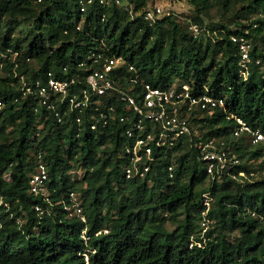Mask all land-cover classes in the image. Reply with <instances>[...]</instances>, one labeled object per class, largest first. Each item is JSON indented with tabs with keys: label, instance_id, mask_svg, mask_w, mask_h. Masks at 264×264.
Listing matches in <instances>:
<instances>
[{
	"label": "trees",
	"instance_id": "16d2710c",
	"mask_svg": "<svg viewBox=\"0 0 264 264\" xmlns=\"http://www.w3.org/2000/svg\"><path fill=\"white\" fill-rule=\"evenodd\" d=\"M127 1L132 13L115 0H0V264H264V143L233 135L236 117L264 132V0H188L190 20L213 33L205 36H194L174 12L144 20L153 0ZM215 6L223 18L206 21ZM237 33L252 41L247 79L230 38ZM91 50L125 56L153 86L179 82L194 95L223 97L225 108L189 117L202 138L238 154L236 176L212 180L193 141L181 137L157 154L147 176L128 178L121 122L92 130L84 116L79 133L76 111L61 106L59 122L38 98L23 96L13 76L18 63L32 77L64 76V66L83 77L77 64ZM128 87L139 94L140 85ZM38 152L50 202L30 189ZM207 190L212 223L202 236ZM71 193L86 220L66 207Z\"/></svg>",
	"mask_w": 264,
	"mask_h": 264
},
{
	"label": "built area",
	"instance_id": "2783aa9c",
	"mask_svg": "<svg viewBox=\"0 0 264 264\" xmlns=\"http://www.w3.org/2000/svg\"><path fill=\"white\" fill-rule=\"evenodd\" d=\"M115 1L127 6L132 13V5L127 0ZM85 8L83 4L81 9L85 11ZM171 13L173 12L166 10L161 4H154L142 12V16L152 24ZM188 29L194 36L213 35L206 25L197 22L188 21ZM216 33L215 30L214 34ZM230 38L238 46L240 75L247 79L252 71V41L243 33L231 34ZM6 56L10 57L9 54ZM255 63L259 65L262 60L257 58ZM2 66L0 62V67ZM77 67L86 69L87 73L83 77L68 75V66H64V76L49 70L44 77H32L27 72L19 71L18 63L14 64L12 72L18 78L23 96L38 98L43 105L55 112L59 122L63 120L61 106L65 105L69 110L76 111L79 133L85 128L84 116L88 118L86 126L92 130L105 129L115 119L121 122L124 126L121 134L126 138L122 148L127 157L124 171L128 178L147 176L157 154L167 151L166 147L170 148L181 137L193 141L212 180L225 173L236 176L232 169L240 162L238 154L225 141L202 138L200 129L193 126L189 117L194 110L212 113L216 108H225L223 97H213L207 93L194 95L189 84L179 82H173L166 87L153 86L141 80L135 64L125 56L108 54L104 50L89 51L86 58L78 62ZM130 85H140L139 94L130 90ZM3 106L4 100L0 98V109ZM236 118L238 125L233 131L234 136L245 133L251 137L253 143H264V132L242 118ZM36 157L37 168L30 179V189L50 202L48 165L42 152H38ZM169 171L173 176V165H169ZM240 174L250 179L254 172L241 171ZM212 201L213 195L207 190L203 193L206 208L203 212L202 236L212 223L207 216ZM2 202L3 198L0 197V203ZM66 207L71 209V213L86 220L76 194L71 193V202ZM37 209L43 213L41 207L37 206ZM191 237V245L197 243L194 236Z\"/></svg>",
	"mask_w": 264,
	"mask_h": 264
},
{
	"label": "rangeland",
	"instance_id": "374dc122",
	"mask_svg": "<svg viewBox=\"0 0 264 264\" xmlns=\"http://www.w3.org/2000/svg\"><path fill=\"white\" fill-rule=\"evenodd\" d=\"M151 4H161L166 8V10H170L174 13H177L179 16L182 17L183 20L191 21L189 16H191V14L193 13V7L188 2V0H153ZM222 18L223 15L221 10L215 6L209 11V16L206 17V21H219ZM203 25H206V23H204ZM79 174H81V172H73L72 176H76ZM262 174L264 175V170L262 171Z\"/></svg>",
	"mask_w": 264,
	"mask_h": 264
}]
</instances>
